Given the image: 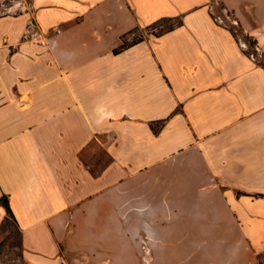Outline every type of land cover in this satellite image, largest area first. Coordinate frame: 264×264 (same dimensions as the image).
I'll return each mask as SVG.
<instances>
[{
  "label": "crops",
  "instance_id": "1",
  "mask_svg": "<svg viewBox=\"0 0 264 264\" xmlns=\"http://www.w3.org/2000/svg\"><path fill=\"white\" fill-rule=\"evenodd\" d=\"M213 1L0 0V198L29 264H67L62 219L121 213L147 263L262 264L264 64ZM218 1L264 57V0Z\"/></svg>",
  "mask_w": 264,
  "mask_h": 264
},
{
  "label": "rangeland",
  "instance_id": "2",
  "mask_svg": "<svg viewBox=\"0 0 264 264\" xmlns=\"http://www.w3.org/2000/svg\"><path fill=\"white\" fill-rule=\"evenodd\" d=\"M212 14L216 20L232 27L237 36L246 42L248 49L256 53V58L264 64V57L256 47L246 39V34L230 18V13L218 1L212 2ZM180 19H160L159 21L135 30L130 40L133 42L145 34H159ZM253 42V40H252ZM121 208V207H120ZM119 217H68L62 219L60 247L67 264H150L147 263L144 243L139 233H129L125 216ZM138 224L133 223L134 231H140ZM146 238V237H145ZM146 245V243H144ZM0 264H29L26 252L21 242V232L15 222L9 218L0 232Z\"/></svg>",
  "mask_w": 264,
  "mask_h": 264
},
{
  "label": "trees",
  "instance_id": "3",
  "mask_svg": "<svg viewBox=\"0 0 264 264\" xmlns=\"http://www.w3.org/2000/svg\"><path fill=\"white\" fill-rule=\"evenodd\" d=\"M180 23H181V20H178V22H177L175 25H171L170 27L167 28V30L173 29L176 25H179ZM230 28H231V30L234 32V29H233L232 27H230ZM234 34L237 35L235 32H234ZM141 39H142V37H141L140 39L136 40V41H133V43H135V42H137V41H139V40H141ZM246 39H248V40L251 42L252 46H253V43H254V42H252V40H251L248 36H246ZM125 46H126V43H124V44H123L121 47H119L118 49H115V52H119V51L122 50ZM0 202H1V204H2L3 206L6 207V209H7V211H8V216H6V218H5V220H4V223H3V224H5V223H7V221H8L9 218H11V219L13 220L14 216H13L12 211H11V208H10V206H9L7 196H5V195L2 196V197L0 198Z\"/></svg>",
  "mask_w": 264,
  "mask_h": 264
},
{
  "label": "built area",
  "instance_id": "4",
  "mask_svg": "<svg viewBox=\"0 0 264 264\" xmlns=\"http://www.w3.org/2000/svg\"><path fill=\"white\" fill-rule=\"evenodd\" d=\"M220 23H221V22H220ZM243 45H244V48H245L246 50H249V49H248L249 47H248V45L246 44V42H244ZM254 46L256 47L255 43H254ZM251 54H252L253 57H256V53H255V52L252 51ZM262 264H264V258L262 259Z\"/></svg>",
  "mask_w": 264,
  "mask_h": 264
}]
</instances>
